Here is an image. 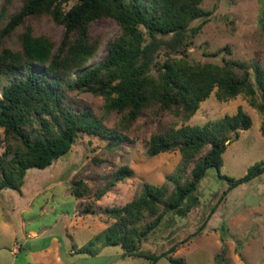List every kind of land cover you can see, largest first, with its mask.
Instances as JSON below:
<instances>
[{
  "label": "trees",
  "instance_id": "16d2710c",
  "mask_svg": "<svg viewBox=\"0 0 264 264\" xmlns=\"http://www.w3.org/2000/svg\"><path fill=\"white\" fill-rule=\"evenodd\" d=\"M9 3L4 0L0 8V190H18L27 168L48 166L70 149L77 132L119 137L87 105L67 99L70 91L100 96L104 113H119L122 127L152 114L155 128L146 154L178 150L182 165L193 161L183 181L173 179V188L144 182L136 197L100 209L111 222L96 237L119 244L130 255L166 211L183 213L190 205L182 206L183 200L205 170L219 168L225 142L250 125L240 110L201 126L182 123L174 127L175 122L186 121L213 88L223 100L256 91L264 98V63L225 58L220 64L189 62L185 51L207 15L198 6L199 0H19L14 9L8 8ZM42 17L63 28L58 42L43 32L34 33V23ZM101 17L113 19L119 30L107 40L104 57L87 64L102 40L101 33L91 32V23ZM198 18L200 22L190 26ZM13 36L15 48L6 44ZM221 50L229 52L226 46ZM255 105L264 110L261 100ZM260 129L264 135V121ZM263 170L264 161L249 166L238 178L221 177L228 190ZM130 174V168L121 166L114 179ZM86 189L77 179L71 182L69 193L80 198ZM88 213H98L97 208L85 203L77 211V215ZM167 258L171 264H185Z\"/></svg>",
  "mask_w": 264,
  "mask_h": 264
},
{
  "label": "rangeland",
  "instance_id": "374dc122",
  "mask_svg": "<svg viewBox=\"0 0 264 264\" xmlns=\"http://www.w3.org/2000/svg\"><path fill=\"white\" fill-rule=\"evenodd\" d=\"M3 3L0 0V8ZM18 5L19 0H10L8 8ZM198 6L207 15L185 51L189 62L220 64L225 58L264 63V0H199ZM199 22V18L194 19L190 26ZM118 30L111 18L92 21L91 32L101 33L102 40L87 64L104 57L107 40ZM39 32L58 42L63 28L42 17L34 23V33ZM6 44L17 47L14 36ZM224 46L228 53L221 50ZM216 50H220L216 56L209 55ZM250 79L253 82L251 71ZM215 91L213 88L198 102L192 115L184 122L176 121L174 127L182 123L201 126L237 110L249 117L250 125L225 144L219 168L205 170L183 200L182 206L190 204L183 213L166 211L129 251L130 255L119 244H104L96 237L104 231L101 224L91 225L89 219L79 216L104 217L101 208L122 205L136 197L144 182L169 190L175 185L173 179L183 181L193 161L182 165L178 150L146 154L149 135L155 128L156 117L152 114L146 113L122 127L119 113H104L100 96L67 92V99L87 105L103 126L119 137L77 132L70 149L48 166L27 168L18 190H0V264H54L53 253L60 264H171L168 256L185 264H264V170L228 190L221 177L238 178L249 166L264 161V135L260 129L264 110L255 105L261 99L256 91L251 96L241 92L223 100L215 96ZM121 166L130 168L131 174L115 180V171ZM77 179L87 187L80 198L69 193L71 182ZM81 203H90L98 213L77 215ZM88 234L90 245L83 244ZM18 246L19 253H13V247ZM172 246L174 250L168 252ZM78 247L86 249L81 252Z\"/></svg>",
  "mask_w": 264,
  "mask_h": 264
},
{
  "label": "crops",
  "instance_id": "0c3cea01",
  "mask_svg": "<svg viewBox=\"0 0 264 264\" xmlns=\"http://www.w3.org/2000/svg\"><path fill=\"white\" fill-rule=\"evenodd\" d=\"M89 215H86V216H79V218H84V219H86V221L89 219L90 221H89V223L91 224V225H93V224H96V225H98L99 226V224H101L100 226H101V229L102 230H104L105 228H106V226L111 222V220L109 219V218H107L106 216H101L100 214H97L96 215V218H89L88 217ZM90 217H91V215H90ZM97 219H99V221L101 222H98V220ZM2 226H4V224H1V227ZM31 234V233H30ZM91 235H86V237H85V242L83 243V244H88L89 242H91V237H90ZM54 239H52V241H53ZM91 244V243H90ZM89 244V245H90ZM104 244H106V245H109L108 243H106V242H104ZM79 246H81V245H79ZM47 248V247H46ZM79 248H82V247H78V249ZM19 250H20V246H18V247H13V249H12V252L13 253H19ZM39 252L41 251V249H39L38 250ZM53 256H54V264H60V261H59V258H58V256L55 254V253H53Z\"/></svg>",
  "mask_w": 264,
  "mask_h": 264
},
{
  "label": "water",
  "instance_id": "95a60500",
  "mask_svg": "<svg viewBox=\"0 0 264 264\" xmlns=\"http://www.w3.org/2000/svg\"><path fill=\"white\" fill-rule=\"evenodd\" d=\"M260 98H261L262 103L264 104V98L262 96ZM225 143H227V141Z\"/></svg>",
  "mask_w": 264,
  "mask_h": 264
}]
</instances>
